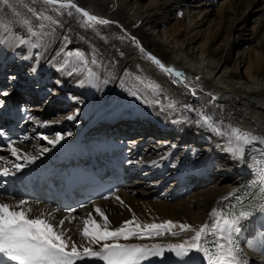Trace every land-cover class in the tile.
<instances>
[{
    "label": "bare ground",
    "instance_id": "obj_1",
    "mask_svg": "<svg viewBox=\"0 0 264 264\" xmlns=\"http://www.w3.org/2000/svg\"><path fill=\"white\" fill-rule=\"evenodd\" d=\"M74 2L111 23L89 26L74 10L58 13L44 0H0V87L6 93L0 98V118L17 126L16 147L38 155L22 170L12 169L14 175H0L4 184L14 182L8 194L0 193V201L28 200L32 216L41 210L51 212L55 222L75 217L71 224L66 221L65 227L72 229L69 234L78 245L85 246L87 242L79 234L81 221L91 213L102 222L95 212L97 206L107 215L111 228L132 219L133 214L143 223L172 220L198 228L208 222L214 207L227 208L235 198H222L234 189H243L253 173L248 166L250 160L247 164L233 160L223 150L225 139L196 124V114L183 108L192 105L214 114L225 126H239L264 136V0ZM178 11L185 15L183 21L178 19ZM25 19L30 21L32 32L22 23ZM17 37L28 43H19ZM130 37H135L139 46ZM76 51L88 57L89 67L96 73L97 79L91 84L82 86L80 81L86 74L73 71L72 66L61 70L65 54ZM147 53L165 66L182 71L186 79L177 82V77L164 72ZM93 56L96 65L91 63ZM149 82L159 87L158 93L145 86ZM27 90L37 93L38 100L53 102L50 106L56 103L57 107L58 102V116H52L50 107H18L23 100L20 93ZM170 101L175 102V108L168 107ZM130 103L140 122L168 125L183 138L178 142L156 141L145 136L108 144L97 137L89 138L90 129L104 120L118 119L116 116L125 112L120 110ZM74 114L75 119H68ZM127 120L122 123L127 124ZM4 122L0 120V124ZM57 134L64 139L50 144ZM45 136L48 140L43 139ZM189 137L198 143L190 145ZM78 146L87 154V162L120 176L123 186L110 198L95 200L64 215L34 196L17 195L19 182L23 185L27 176L49 164L55 166L56 176L61 174ZM43 148L49 151L39 155ZM0 157L17 162L8 145L0 147ZM153 161L157 163L153 165ZM7 166L11 168V163ZM263 215L255 213L236 234L247 264H264V241L253 239L257 225H264L256 219ZM193 234L189 231L119 242L170 244L183 242ZM160 260L163 264L205 261L198 253L180 260L169 252Z\"/></svg>",
    "mask_w": 264,
    "mask_h": 264
},
{
    "label": "snow or ice",
    "instance_id": "obj_2",
    "mask_svg": "<svg viewBox=\"0 0 264 264\" xmlns=\"http://www.w3.org/2000/svg\"><path fill=\"white\" fill-rule=\"evenodd\" d=\"M44 2L52 6L58 13H62L64 10H74L84 18L85 23L89 26L95 23H111L79 7L74 0H44ZM68 14L71 15L72 12L69 11ZM43 18L51 19L50 17ZM22 23L29 32H32L29 20L25 19ZM130 38L139 46V41L135 37ZM17 39L19 43H28L19 37ZM147 56L164 72L177 77V82H183L186 79L182 71L165 66L151 53H147ZM27 58L25 57V59ZM91 63L92 65L97 64L94 56ZM69 66H72L73 71L86 74L85 79L80 81L82 86L86 82L91 84L97 79L96 73L89 67L88 57L82 52H67L65 54L61 70ZM32 71H35V68ZM197 79L199 78L197 77ZM145 86L154 92L158 93L159 91V87L151 82ZM192 91L195 95V90ZM132 94L136 95L135 92ZM156 103L159 101L157 100ZM168 107L175 108V102L170 101ZM183 110L194 112L197 116L194 121L196 124L223 137L225 139L223 150L233 160L243 164H247L248 160L251 161L248 166L253 173V179L248 186L245 189H234L228 193L227 197L222 198V200H226L228 197H234V204H230L227 208L222 205L214 207L209 213L208 222L198 228L191 224L172 220H165L161 223H143L137 219L135 214L132 219L125 220L120 226L111 228V222L107 215L97 206L95 212L102 218V222H98L91 213L81 221L83 226L80 228L79 234L87 242V246H85V244L78 245L69 234L72 229L65 227V222L71 224L75 217L71 219L65 217L55 222L51 212L46 213L41 210L39 214L32 216L33 209L28 200L22 199L16 203L0 201V264H77V262L85 260H99L103 264H143V261L150 257H163L165 252L173 253L180 260L189 258L192 253H198L207 264H247V258L238 246L236 234L240 233L244 221L257 212L264 213V147L259 149L250 147L256 143L264 146V136H259L239 126L231 124L225 126L223 121L216 120L214 114H208L205 110L194 108L192 105H184ZM68 119H75V114L69 116ZM0 137L8 140V150L17 161L9 162L4 157H0V162L5 165L0 167V175L5 177L14 175L12 169L20 171L38 159V155L16 147V141L11 140L3 129H0ZM43 139L48 140V137L45 136ZM63 139V135L57 134L54 139L49 140V143L56 145ZM47 151L49 149L43 148L39 155H43ZM8 163H11V168L7 166ZM152 163L155 165L157 162L153 161ZM116 199L120 200L119 197ZM177 228L180 230L179 232L174 230ZM189 231L194 234L179 243L119 242L121 239L129 241L133 238L145 239L165 234L177 236ZM94 245L99 247L94 248Z\"/></svg>",
    "mask_w": 264,
    "mask_h": 264
},
{
    "label": "rangeland",
    "instance_id": "obj_3",
    "mask_svg": "<svg viewBox=\"0 0 264 264\" xmlns=\"http://www.w3.org/2000/svg\"><path fill=\"white\" fill-rule=\"evenodd\" d=\"M223 2V0H215V3H221ZM177 15H178V19H180L181 21L184 20V14L182 11H178L177 12ZM1 93H5V91L2 90ZM88 94L86 95V98H88ZM53 103L51 101H44L43 100H40L39 103L36 105L37 108L43 110V109H46V108H51L52 109V116L54 117H57L58 114H57V109H59L60 107H58V102H57V107H55L56 103H54V107L53 106H50V104ZM52 105V104H51ZM134 109H136L133 105V103H130L129 105L125 106V108H123L122 110L120 111H125L124 113H129L130 111L134 112ZM54 113V114H53Z\"/></svg>",
    "mask_w": 264,
    "mask_h": 264
}]
</instances>
